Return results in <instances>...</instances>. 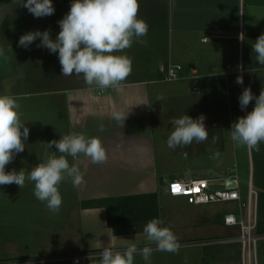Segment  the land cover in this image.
Wrapping results in <instances>:
<instances>
[{"label":"crops","instance_id":"crops-1","mask_svg":"<svg viewBox=\"0 0 264 264\" xmlns=\"http://www.w3.org/2000/svg\"><path fill=\"white\" fill-rule=\"evenodd\" d=\"M61 2L71 6L72 0H53V6ZM10 3L14 6L10 10L5 6L0 15V47L8 57L0 58V94L19 98L21 120L34 141L25 143L21 161L15 157L6 171L24 169L27 174L57 151L55 146L44 147L40 135L46 143L71 133L98 137L107 149L108 160L93 164L83 154L67 157L70 165L79 168L84 182L79 187H73L70 178L61 182L63 203L58 213L36 199L34 182L26 180L23 188L2 185L0 258L64 256L46 264H99L100 257L83 256L99 250V239L107 245L113 238L116 248L124 249L129 243L144 247L147 241L143 231L115 234L104 207H81L83 200L109 196L158 192L162 226L171 228L174 223L193 220L196 225L191 231L203 237L206 227L215 229L216 218L229 226L224 217L236 204H163L162 185L173 179L204 177L210 179L212 188H224L235 173L242 195L237 167L251 165L254 160L259 162V180L255 183L250 178L248 183L256 191L252 204L257 219L264 221V143L256 152L235 147L230 138L232 123L245 116L244 110L252 111L255 100L237 111L232 103L239 104V96L249 86L255 96L264 88V66L255 61L252 50V43L264 34V0H168L166 24L169 22L171 32L165 30V36L158 25L165 20L142 12L139 1V17L148 23L149 30L146 37L133 41L132 49L141 53L148 72L106 90L68 81L60 73L58 52L38 48L39 39L27 49L18 46L24 32L35 31L32 25L20 23L36 19L19 6L20 0ZM11 16L19 24H5V28L2 23H8L6 19ZM50 18L58 22L63 16ZM55 30L60 31L59 24ZM174 64L183 65L181 76L167 79V68ZM240 75L243 85L235 82ZM159 96L164 100L158 101ZM115 111L129 114L125 123L113 119ZM185 114L194 119L203 114L209 138L173 150L167 146L174 130L171 121ZM101 125L104 131H100ZM217 151L219 157L215 156ZM242 198L249 200L248 189L247 198ZM258 198L262 201L259 214ZM259 262L264 264V244Z\"/></svg>","mask_w":264,"mask_h":264},{"label":"clouds","instance_id":"clouds-1","mask_svg":"<svg viewBox=\"0 0 264 264\" xmlns=\"http://www.w3.org/2000/svg\"><path fill=\"white\" fill-rule=\"evenodd\" d=\"M19 6L27 8L35 18L51 16L55 12L53 0H20ZM139 8V0H72L69 12L58 21L60 31L55 39L50 30L29 31L21 35L18 46L27 49L39 39L38 48H46L53 54L58 52L62 76H82L86 85L100 90L119 88L132 72V60L127 55L114 53L131 48L134 39L148 34L149 25L139 17ZM242 36L240 40L244 39ZM252 50L255 61L264 66V34L252 43ZM0 58L8 59L2 47ZM235 82L243 85V76H237ZM18 99L13 95L0 94V185L16 184L23 188L26 180L34 182L36 199L46 202L50 211L58 213L63 203L59 191L61 182L70 178L73 187L84 182L79 168L75 164L70 165L67 157L83 154L93 164H103L108 160L107 149L98 137L71 133L46 143L48 149L55 146L57 151L48 154L45 161L27 174L24 169L6 171V166L13 162L15 156L25 150V141L30 133L21 120ZM157 100L162 101L164 97L159 96ZM253 100V110L232 123L230 138L235 147L259 152L260 145L264 143V88L258 96L253 94L250 86L245 88L239 96L240 108L246 109ZM127 116L120 111L112 114L113 119L124 123ZM205 119L203 114L195 119L186 114L173 119L174 130L167 138V146L177 150L194 141L198 144L207 141L209 131ZM100 131H104L103 125ZM219 155L217 151L215 156ZM162 225L164 221L158 218L146 223L143 235L147 244L142 248L129 243L119 250L111 237L107 245L97 240L96 247L102 249L99 264H135L136 256H140L145 264H151L154 250L178 254L181 247L178 237L170 227ZM153 244L155 249L150 246Z\"/></svg>","mask_w":264,"mask_h":264},{"label":"rangeland","instance_id":"rangeland-1","mask_svg":"<svg viewBox=\"0 0 264 264\" xmlns=\"http://www.w3.org/2000/svg\"><path fill=\"white\" fill-rule=\"evenodd\" d=\"M0 15H2L5 9V6L8 10L14 6L12 3H10L9 0H0ZM141 4H143V11L144 13H149L159 19L165 20L164 23L159 22L158 25L162 26V35L165 36L167 34V31H169V22L166 24L167 20V8L168 4H166V1L168 0H139ZM26 2V0H25ZM140 5V4H139ZM141 7V6H140ZM23 9H27L22 7ZM55 12L53 14V17H59V16H65L69 10L70 5H68L66 2H61L59 5L54 6ZM140 11V8H139ZM8 15V14H7ZM52 16V15H51ZM51 16L42 17V18H35L36 20L34 22H25L22 21L20 25H32L33 30H50L54 33L57 37L59 31L55 30L57 29L58 22L54 18V20H51ZM39 19V21L37 20ZM8 23H2V24H8L12 25L19 24L18 22H14L15 17H8L6 19ZM161 20V21H162ZM169 21V20H168ZM7 26L5 25V28ZM166 27V29H165ZM171 31H169L168 34H170ZM25 34V32H24ZM54 36V37H55ZM55 39V38H53ZM136 39H134L135 41ZM138 41V40H137ZM133 47V45H132ZM129 48L124 50L123 52H117L114 53L115 55H127L132 60V72L127 77L126 80H129L131 78H135L138 76L143 75L144 73L148 72V67L144 65L143 58L141 56V53L139 51H133V49ZM136 49V48H134ZM145 60L147 57H144ZM26 70V68L24 69ZM61 73V68H60ZM62 74V73H61ZM68 81L76 82V83H84L83 77H77L75 75L73 76H67ZM42 136L40 135V143L44 147L46 146V141L42 140ZM37 139V138H36ZM35 139V140H36ZM34 141L32 138V135H29L28 140L26 142H32ZM31 151V149H30ZM22 154L20 153L19 156H15L18 162L21 161ZM235 168V166H234ZM259 162L257 160H254L253 163L250 165H246V167H237L238 173L240 175L241 180V189H242V196L244 198H247V189L249 185V179H253V181L256 183V181L259 180ZM264 169V167H263ZM264 172V170H263ZM254 177H250V175ZM2 185H0L1 187ZM186 199L184 197H173L170 195H165L162 199L163 204L167 205H175L177 203H183ZM162 217V216H161ZM192 217V216H191ZM206 219V218H205ZM206 224V223H205ZM216 226L215 229L209 227L205 228L203 234V237L195 236L197 234H194L193 231H191V228L196 225V223L193 220H190L189 222H184V224L174 223L171 225V228L174 232H176V236L178 237L179 243L183 244V246L180 247L179 253H169V252H161V251H153L151 256V264H241V260L239 258L240 254V248L241 245L239 243H233V244H207V245H199L197 242L202 240L207 242V240L212 239L213 241H216L217 239H220L222 237L227 236H236L238 234V228L236 226H225L224 223L220 220V218H216ZM177 225L179 229L177 230ZM219 225V226H217ZM177 231H175V229ZM143 231V230H141ZM139 232V231H135ZM131 233V232H129ZM213 238H216L215 240ZM212 241V242H213ZM264 242H258V254L261 253V249L263 248ZM155 249V245H150ZM142 248V247H141ZM135 264H145V261L140 256L135 257ZM261 264V262H259Z\"/></svg>","mask_w":264,"mask_h":264},{"label":"built area","instance_id":"built-area-1","mask_svg":"<svg viewBox=\"0 0 264 264\" xmlns=\"http://www.w3.org/2000/svg\"><path fill=\"white\" fill-rule=\"evenodd\" d=\"M184 69L182 64L169 65L167 68V79H177L181 76ZM248 111L244 110L246 116ZM233 178V179H232ZM237 175L234 173L228 180L232 185H226L224 188H212L210 179L193 178L189 180L173 179L168 182V195L173 197H184L186 202L193 205H207L220 203H235L233 211L225 214L224 221L226 225L236 226L238 234L236 236H227L213 241L212 239L198 241L199 245L210 244H233L241 245V264H258V242L264 239V233H256L257 211L252 204L253 196L256 191L252 184L248 187L249 200H243ZM214 240L216 238H213ZM213 241V242H212ZM183 246V244H180ZM123 250L122 248H116ZM102 249L89 251L83 256L86 258H98ZM65 258L64 256H19L0 258V264H46L47 262L56 261Z\"/></svg>","mask_w":264,"mask_h":264},{"label":"trees","instance_id":"trees-1","mask_svg":"<svg viewBox=\"0 0 264 264\" xmlns=\"http://www.w3.org/2000/svg\"><path fill=\"white\" fill-rule=\"evenodd\" d=\"M232 104L233 110L237 111L239 104L234 102ZM159 195L158 192H152L88 199L81 202V207H104L107 211V222L113 232L115 234H124L141 231L150 220L154 218L161 219ZM259 203H262L260 198H258V214ZM263 232L264 221L258 218L256 233ZM240 255L241 248L239 258Z\"/></svg>","mask_w":264,"mask_h":264},{"label":"water","instance_id":"water-1","mask_svg":"<svg viewBox=\"0 0 264 264\" xmlns=\"http://www.w3.org/2000/svg\"><path fill=\"white\" fill-rule=\"evenodd\" d=\"M233 183H231V185H232ZM161 193L163 194V195H168V183H165L164 185H162V187H161Z\"/></svg>","mask_w":264,"mask_h":264}]
</instances>
